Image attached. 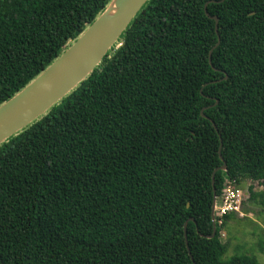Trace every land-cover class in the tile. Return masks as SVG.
<instances>
[{
    "label": "trees",
    "instance_id": "obj_1",
    "mask_svg": "<svg viewBox=\"0 0 264 264\" xmlns=\"http://www.w3.org/2000/svg\"><path fill=\"white\" fill-rule=\"evenodd\" d=\"M109 1L0 0V104ZM208 1L147 0L90 75L0 144V264H259L223 257L237 211L209 236L214 170L216 197L250 180L264 212V0L206 5L211 64Z\"/></svg>",
    "mask_w": 264,
    "mask_h": 264
},
{
    "label": "water",
    "instance_id": "obj_2",
    "mask_svg": "<svg viewBox=\"0 0 264 264\" xmlns=\"http://www.w3.org/2000/svg\"><path fill=\"white\" fill-rule=\"evenodd\" d=\"M146 1L110 0L96 18L75 39L71 40L48 66L1 103L0 144L45 114L90 75ZM221 1L223 0H209L203 6L205 15L215 21L214 29L217 35L216 43L208 52L210 64L211 51L219 44L220 39L217 32L218 18L208 14L206 5ZM200 114L208 118L202 111ZM210 122L216 130L214 122L211 120ZM219 169L225 170V164L223 163ZM215 171L211 175L213 203L211 206L212 234L209 237L214 235L217 218L218 200L213 179Z\"/></svg>",
    "mask_w": 264,
    "mask_h": 264
},
{
    "label": "rangeland",
    "instance_id": "obj_3",
    "mask_svg": "<svg viewBox=\"0 0 264 264\" xmlns=\"http://www.w3.org/2000/svg\"><path fill=\"white\" fill-rule=\"evenodd\" d=\"M249 185L259 189L257 183L250 180L244 181L240 187L244 197L239 211L234 214L236 218L229 220L227 227L221 230L220 239L227 245V251L223 257L226 259L234 254L246 253L254 255L259 264H264V253L258 249L260 240L264 241V212L250 201L247 189Z\"/></svg>",
    "mask_w": 264,
    "mask_h": 264
},
{
    "label": "built area",
    "instance_id": "obj_4",
    "mask_svg": "<svg viewBox=\"0 0 264 264\" xmlns=\"http://www.w3.org/2000/svg\"><path fill=\"white\" fill-rule=\"evenodd\" d=\"M243 197L244 192L241 188L234 187L229 184L225 186L222 193L217 197V217H220L231 211H239ZM218 223L220 224V220H218Z\"/></svg>",
    "mask_w": 264,
    "mask_h": 264
},
{
    "label": "bare ground",
    "instance_id": "obj_5",
    "mask_svg": "<svg viewBox=\"0 0 264 264\" xmlns=\"http://www.w3.org/2000/svg\"><path fill=\"white\" fill-rule=\"evenodd\" d=\"M110 7H111V8L113 7V6H112V4H111V6H110Z\"/></svg>",
    "mask_w": 264,
    "mask_h": 264
},
{
    "label": "crops",
    "instance_id": "obj_6",
    "mask_svg": "<svg viewBox=\"0 0 264 264\" xmlns=\"http://www.w3.org/2000/svg\"><path fill=\"white\" fill-rule=\"evenodd\" d=\"M235 217H236V215H235Z\"/></svg>",
    "mask_w": 264,
    "mask_h": 264
}]
</instances>
